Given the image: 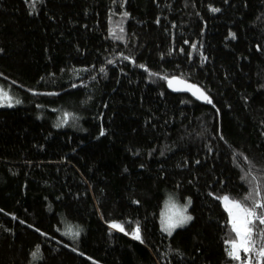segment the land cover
I'll use <instances>...</instances> for the list:
<instances>
[{
	"label": "trees",
	"instance_id": "1",
	"mask_svg": "<svg viewBox=\"0 0 264 264\" xmlns=\"http://www.w3.org/2000/svg\"><path fill=\"white\" fill-rule=\"evenodd\" d=\"M0 83V264H264V0H0Z\"/></svg>",
	"mask_w": 264,
	"mask_h": 264
},
{
	"label": "rangeland",
	"instance_id": "2",
	"mask_svg": "<svg viewBox=\"0 0 264 264\" xmlns=\"http://www.w3.org/2000/svg\"><path fill=\"white\" fill-rule=\"evenodd\" d=\"M18 101L17 90L0 83V107H12ZM63 115L64 113L60 112L58 117L62 119ZM221 201L236 232V240L229 243L227 251L230 255L238 257L241 255V251L249 250V223L253 220L254 215L237 201L226 197H222ZM188 204V200L180 202L174 196L166 195L159 216V225L162 232L170 234L176 228L184 227L189 223L191 216L187 210ZM238 264L248 263L239 262Z\"/></svg>",
	"mask_w": 264,
	"mask_h": 264
},
{
	"label": "water",
	"instance_id": "3",
	"mask_svg": "<svg viewBox=\"0 0 264 264\" xmlns=\"http://www.w3.org/2000/svg\"><path fill=\"white\" fill-rule=\"evenodd\" d=\"M167 89L172 93L185 92L191 97L195 98L199 102L206 101V94L202 89L191 83L190 81L184 80L180 77L173 76L167 79L166 81Z\"/></svg>",
	"mask_w": 264,
	"mask_h": 264
}]
</instances>
